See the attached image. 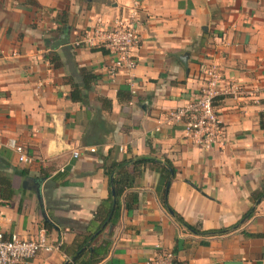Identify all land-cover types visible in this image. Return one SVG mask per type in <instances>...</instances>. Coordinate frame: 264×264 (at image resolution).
Segmentation results:
<instances>
[{
    "label": "crops",
    "instance_id": "1",
    "mask_svg": "<svg viewBox=\"0 0 264 264\" xmlns=\"http://www.w3.org/2000/svg\"><path fill=\"white\" fill-rule=\"evenodd\" d=\"M133 7L136 66L112 73L108 51L84 43L83 33ZM65 29L68 41L51 49ZM209 63L227 89L214 101L226 137L204 148L169 113L196 98ZM79 67L97 75L87 105L70 99ZM97 124L101 140L85 141ZM0 138H14L29 158L0 144L1 230L47 236L49 247L26 264L71 261L62 247L95 228L109 196L105 164L163 155L175 169L168 187L155 169L140 167L117 222L95 240L111 239L96 264H147L164 249L182 264H264V197L244 216L264 190V0H0ZM164 194L192 228L167 209ZM220 228L228 229L208 233Z\"/></svg>",
    "mask_w": 264,
    "mask_h": 264
},
{
    "label": "built area",
    "instance_id": "2",
    "mask_svg": "<svg viewBox=\"0 0 264 264\" xmlns=\"http://www.w3.org/2000/svg\"><path fill=\"white\" fill-rule=\"evenodd\" d=\"M137 10L133 7L126 17L116 19L111 25H104L101 19L91 25L83 33L82 41L91 46L106 49L111 56V72L118 70L130 71L136 66L134 50L137 44V28L135 19ZM204 85L201 87L196 98L187 104L177 107L169 113L171 119L183 126L185 134L191 137L194 144L211 148L222 145L225 141V128L219 115L214 108L215 99L226 90L219 87L220 71L214 63H209L204 69ZM240 89L237 85L229 88V93L238 94ZM4 143L10 149L18 153V160L27 161L29 158L23 152L14 138H8ZM94 152V147L86 148ZM78 148L72 151L73 157H78ZM0 197V217L2 209ZM47 236L44 229H40L35 237L23 238L12 233L4 235L0 227V264H26L27 260L36 253L48 248ZM147 264H182L175 258L171 250L164 249L152 257Z\"/></svg>",
    "mask_w": 264,
    "mask_h": 264
},
{
    "label": "trees",
    "instance_id": "3",
    "mask_svg": "<svg viewBox=\"0 0 264 264\" xmlns=\"http://www.w3.org/2000/svg\"><path fill=\"white\" fill-rule=\"evenodd\" d=\"M66 13H62L61 17H65ZM102 48V47H99ZM47 55V54H46ZM46 57L49 60L54 61L55 57ZM78 74L80 76V82L70 79L71 91L70 99L72 101L81 102L83 105H87L88 92L93 89V85L97 79V75L90 69L86 67H79ZM121 90H118V97L121 95ZM130 97V96H129ZM99 99L102 101L104 109L111 108V101L108 98L100 96ZM93 124V123H92ZM95 127H89L88 130H85L84 140L87 141V138L101 140L99 136V129L102 127V124ZM87 129V128H86ZM110 156V155H108ZM105 160L107 159L104 158ZM149 165L150 168L155 169L166 182L168 187L170 181L174 176L175 169L171 161L164 155L160 158L145 156V157H129L121 160H113L110 164H105L104 169L105 173L109 179L110 192L108 198L101 201L93 218L92 224L94 229L86 234H82L81 238H76L72 245L67 247L63 246L62 249L65 251L71 258V261L64 264H96L102 260L107 253L109 252L111 246L110 235H105V237L99 242L95 243L97 236L103 233V230L109 224H115L117 222L119 213H120V198L122 193L132 185L134 176L137 172L140 173V167ZM1 180V177H0ZM167 190V188H166ZM165 190V193H166ZM112 191V194H111ZM264 197V190L258 193L252 194V208L244 215L246 218L251 216L254 212L253 204L256 200H260ZM166 196L164 194V203L167 209H170L169 205L166 202ZM172 212V211H171ZM173 216L184 225L192 228L190 225L185 223L180 216H178L174 211L172 212ZM46 227L47 222H45ZM237 225V223L235 224ZM234 225V226H235ZM232 226V227H234ZM228 228H220L208 233H223Z\"/></svg>",
    "mask_w": 264,
    "mask_h": 264
},
{
    "label": "water",
    "instance_id": "4",
    "mask_svg": "<svg viewBox=\"0 0 264 264\" xmlns=\"http://www.w3.org/2000/svg\"><path fill=\"white\" fill-rule=\"evenodd\" d=\"M68 41V31L65 29L58 39H56L51 45V49H55Z\"/></svg>",
    "mask_w": 264,
    "mask_h": 264
}]
</instances>
